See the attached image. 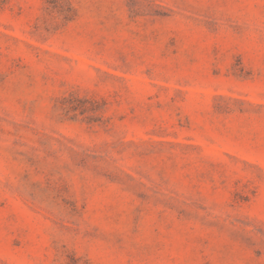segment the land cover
I'll return each mask as SVG.
<instances>
[{
	"label": "rangeland",
	"instance_id": "obj_1",
	"mask_svg": "<svg viewBox=\"0 0 264 264\" xmlns=\"http://www.w3.org/2000/svg\"><path fill=\"white\" fill-rule=\"evenodd\" d=\"M0 264H264V0H0Z\"/></svg>",
	"mask_w": 264,
	"mask_h": 264
}]
</instances>
